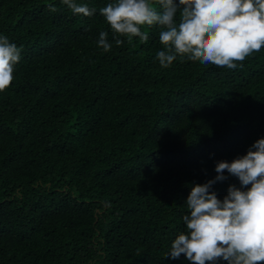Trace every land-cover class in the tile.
<instances>
[{
    "label": "trees",
    "instance_id": "1",
    "mask_svg": "<svg viewBox=\"0 0 264 264\" xmlns=\"http://www.w3.org/2000/svg\"><path fill=\"white\" fill-rule=\"evenodd\" d=\"M76 2L95 14L0 0V35L22 50L0 92V264H191L165 258L191 187L264 138V48L234 70L162 68L157 26L116 46L99 12L115 0Z\"/></svg>",
    "mask_w": 264,
    "mask_h": 264
},
{
    "label": "clouds",
    "instance_id": "2",
    "mask_svg": "<svg viewBox=\"0 0 264 264\" xmlns=\"http://www.w3.org/2000/svg\"><path fill=\"white\" fill-rule=\"evenodd\" d=\"M73 14L94 15L95 8L76 0H62ZM55 12L54 6H49ZM110 26L115 45L126 37L149 40L142 26H157L163 50L156 53L162 68L178 58L200 64L242 68V62L264 48V0H115L99 9ZM108 31L97 41L104 52L112 49ZM21 48L0 35V92L11 86ZM214 179L191 187L183 216L186 232L171 243L165 258L182 254L191 264H264V138L232 162L216 163ZM227 171L228 175H225ZM238 178L221 200L213 186ZM250 186V187H249Z\"/></svg>",
    "mask_w": 264,
    "mask_h": 264
}]
</instances>
